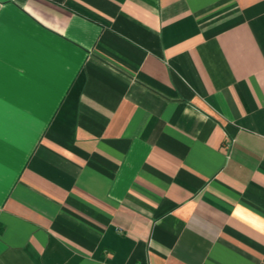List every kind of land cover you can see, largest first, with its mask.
<instances>
[{
  "label": "crops",
  "instance_id": "crops-1",
  "mask_svg": "<svg viewBox=\"0 0 264 264\" xmlns=\"http://www.w3.org/2000/svg\"><path fill=\"white\" fill-rule=\"evenodd\" d=\"M0 264H264V0H0Z\"/></svg>",
  "mask_w": 264,
  "mask_h": 264
}]
</instances>
